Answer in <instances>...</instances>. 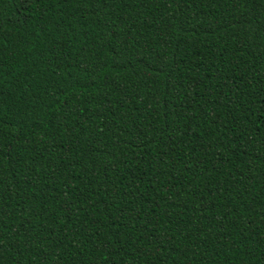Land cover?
Returning a JSON list of instances; mask_svg holds the SVG:
<instances>
[{
	"label": "trees",
	"instance_id": "16d2710c",
	"mask_svg": "<svg viewBox=\"0 0 264 264\" xmlns=\"http://www.w3.org/2000/svg\"><path fill=\"white\" fill-rule=\"evenodd\" d=\"M0 264H264V0H0Z\"/></svg>",
	"mask_w": 264,
	"mask_h": 264
}]
</instances>
